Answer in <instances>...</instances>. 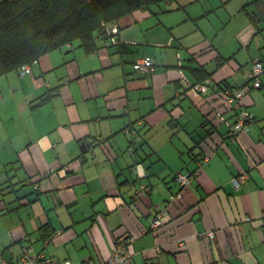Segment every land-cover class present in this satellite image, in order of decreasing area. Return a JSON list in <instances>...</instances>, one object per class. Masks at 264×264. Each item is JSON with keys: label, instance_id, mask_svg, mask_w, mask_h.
<instances>
[{"label": "crops", "instance_id": "crops-1", "mask_svg": "<svg viewBox=\"0 0 264 264\" xmlns=\"http://www.w3.org/2000/svg\"><path fill=\"white\" fill-rule=\"evenodd\" d=\"M233 1L204 0L189 17L171 5L136 10L107 26L94 52L69 44L33 62L32 74L0 76L6 259L30 244L60 264L97 262L125 239L134 264H264V73L241 100L256 115L249 131L233 128L238 108L209 95L246 86L252 61L264 64L263 24L224 33L247 3ZM213 14L223 29L204 24ZM145 55L157 62L152 74L135 69ZM195 68L210 76L207 94L191 90ZM218 107L225 111L217 115ZM131 126L139 134L130 145ZM196 168L169 205L181 189L175 175ZM243 173L237 188L232 179ZM159 211L164 223L153 228Z\"/></svg>", "mask_w": 264, "mask_h": 264}, {"label": "trees", "instance_id": "trees-1", "mask_svg": "<svg viewBox=\"0 0 264 264\" xmlns=\"http://www.w3.org/2000/svg\"><path fill=\"white\" fill-rule=\"evenodd\" d=\"M174 1L177 0H0V76L13 70H18L21 76L32 74L30 65L41 56L75 42L87 53L94 52L99 48L98 37L109 35L107 26L136 10L153 11L161 3L166 2V6H169ZM242 9L250 23L259 28L264 21V0H250ZM113 27L117 26L113 25L111 32ZM111 34L114 36L117 33ZM142 57L151 58L157 65L152 57ZM142 57L135 61V69L141 74H150L141 72L136 66ZM24 65L29 66L30 70L23 71ZM195 69L200 74L198 82L210 79L209 74H201L204 69ZM218 89L214 95H209L226 109L224 89H233L228 86H218ZM47 98L44 95L40 100ZM131 129L136 134L130 136V145L139 134L135 127L131 126ZM30 247L32 245L24 244L20 253L9 260L4 257V250H0V264H19Z\"/></svg>", "mask_w": 264, "mask_h": 264}, {"label": "built area", "instance_id": "built-area-1", "mask_svg": "<svg viewBox=\"0 0 264 264\" xmlns=\"http://www.w3.org/2000/svg\"><path fill=\"white\" fill-rule=\"evenodd\" d=\"M112 32L117 33L118 28L113 27ZM136 66L138 70L143 73H153L156 70V63L154 60L148 57L140 58ZM29 66H23V71H29ZM264 73V64L263 62L257 58L252 61L250 72L248 73V81L245 87H240L236 89H224V96H226V106L228 109H236L238 108L237 117L234 122L233 128L237 132H246L250 130L251 124L255 121L256 115L253 111L249 110L243 104H241V100L247 92V88H259L262 85L261 75ZM210 80H206L205 82H198L191 86V90L194 92L204 95L209 90ZM220 107L215 108L217 115L221 112H224ZM127 133L133 137L136 134V131L131 128L127 130ZM200 164V163H199ZM199 173V169L196 168L192 171H184L178 172L174 180L180 185L181 189L176 192L170 194L168 197V204H174L175 202L181 200L183 198V189L189 187L191 183V178L196 176ZM246 179V174H239L232 179V183L235 187H239ZM147 187L141 186L135 193V198L142 197L146 193ZM166 211H162L157 213L152 221V227L158 228L161 227L164 223V214ZM209 237L213 236V232H207ZM34 248L30 247L22 256L19 264H60L59 261L55 260L52 257L46 256L42 252H36L33 250ZM76 264H134L133 263V251L131 248V243L126 241L125 239L118 240L114 243L112 252L104 259H101L97 262L88 261V262H77Z\"/></svg>", "mask_w": 264, "mask_h": 264}, {"label": "rangeland", "instance_id": "rangeland-1", "mask_svg": "<svg viewBox=\"0 0 264 264\" xmlns=\"http://www.w3.org/2000/svg\"><path fill=\"white\" fill-rule=\"evenodd\" d=\"M204 0H177V1H174L173 3H171L170 5H171V7L173 8V10L174 11H172V13H183V14H185V15H187V17H189L188 16V14H187V12H189V11H192L193 13H202V12H200L201 10H200V7H201V3L203 2ZM243 1V2H242ZM248 1H250V0H234L233 1V3H231V4H235L236 2L237 3H241L242 2V4L243 3H245V2H248ZM218 3V0H213V5H218L217 4ZM222 3V2H221ZM166 2L165 3H161V7H166ZM185 5V6H184ZM179 6H184V8H181L180 10H175L177 7H179ZM235 6H237V5H235ZM160 7L158 6V7H156V9H159ZM171 8V9H172ZM161 9V8H160ZM185 9H188V11H185ZM218 11V13L219 14H221L222 16L223 15H225L226 14V12H225V9H222V8H219L218 7V9H216V12ZM234 11H235V8H234V5H232V8H231V12L232 13H234ZM171 13V14H172ZM231 13V14H232ZM215 14V13H214ZM211 15L210 16V19L208 20V21H205L204 22V24H208V25H210L211 26V30H212V28H215L216 26L217 27H225V22H223V18L222 17H217L218 15ZM242 20H243V22H242ZM192 21V20H191ZM228 23L229 24H227V28L226 29H223V30H225L224 31V33H226V32H228L231 28H233L235 25V29L234 30H236L239 26L241 27V25L243 26L244 24H245V21H247L248 23H249V20H248V17H247V15L245 14V12L244 11H240V12H237V17L235 18H232L230 15H229V17H228ZM237 21V22H236ZM193 22V24H195L194 23V21H192ZM261 24H263L264 25V21H262L261 23H260V25L259 26H261ZM198 35V34H197ZM190 37H191V35L190 36H188V39H190ZM75 44L77 45L78 43L77 42H75ZM256 48V43H254L253 44V46H252V50H254ZM264 47H262V49H263ZM144 151L146 152V153H148L147 152V147H145L144 148ZM142 155H144V152H143V154ZM183 159H187V151H185L184 152V154H183ZM189 160V158L187 159V161ZM142 198V197H141Z\"/></svg>", "mask_w": 264, "mask_h": 264}]
</instances>
